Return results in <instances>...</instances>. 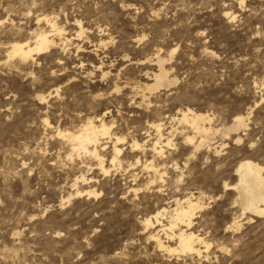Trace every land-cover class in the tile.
I'll return each mask as SVG.
<instances>
[{
  "label": "rangeland",
  "instance_id": "374dc122",
  "mask_svg": "<svg viewBox=\"0 0 264 264\" xmlns=\"http://www.w3.org/2000/svg\"><path fill=\"white\" fill-rule=\"evenodd\" d=\"M240 3L0 0V264H264V216L242 215L234 187L241 162L264 167V1ZM44 16L71 43L56 38L32 60L11 57L12 43L50 30L38 23ZM156 56L171 85L149 93ZM187 109L208 115L216 130L237 116L247 127L195 149L199 136L179 124ZM87 119L111 130L100 138L106 174L57 136ZM158 123L172 145L161 157L151 150ZM150 162L162 181L145 168ZM191 195L203 208L190 231L208 250H158L142 221L165 208L167 225L174 201Z\"/></svg>",
  "mask_w": 264,
  "mask_h": 264
},
{
  "label": "bare ground",
  "instance_id": "6f19581e",
  "mask_svg": "<svg viewBox=\"0 0 264 264\" xmlns=\"http://www.w3.org/2000/svg\"><path fill=\"white\" fill-rule=\"evenodd\" d=\"M240 2L241 5L243 4L244 0H240ZM41 21H44L49 26L50 30L48 32L37 33L32 43L28 41L12 43L9 48V55L11 57H16L20 61L26 62L28 60H32L34 55H41L49 49L55 47L56 42L54 39L56 38L65 47L71 43V40L65 37L64 30L59 28L53 19H49L47 16H44L38 19V23ZM77 27H79V32L76 35L79 38L84 35V30L78 24ZM154 61L157 63L159 71L157 74L153 75V86H145L149 93L155 92L161 87L168 89L171 85V82L167 78V72L163 67L164 61H162L159 56H156ZM116 91L118 90L116 89ZM145 96L143 95V98H145ZM39 99L40 101H43L44 97H40ZM211 120L212 119H210L208 115L196 113L189 109L181 113L179 124L188 125L199 136L200 142L195 149H198L203 145H208L214 135L221 133V138H224L228 137L231 132H238L239 130L246 128V122L248 119L242 116L235 117L233 124L225 130L222 129L223 132L219 129H213L211 127ZM44 123L46 126H48L47 121H44ZM152 127L157 133V138L152 144L151 150L156 156L161 157L164 150L163 145L167 147L172 146L171 141L168 138H165L162 124H153ZM110 131V128L104 123V121L95 122L94 119H87V121L81 125L77 131L61 132L58 130L57 136L68 143L71 146L73 152H82L90 155L96 161L99 170L106 174L108 173V170L104 166L105 164L103 154L100 153V149L103 147L100 144V138L108 136L111 137ZM114 140V147L112 146L114 156L111 158V164L113 165L118 162V155H120L121 151L116 146L117 143L122 141V139L117 136ZM194 140V137H186L185 139V141L189 144H194ZM132 147L138 148L139 146L136 142H134ZM145 168L151 170L156 179L159 181L163 180L165 172L161 173L152 162L147 163ZM235 173L237 174L238 181L237 185L234 186L238 195V200L236 203L240 206L242 215L248 213L255 217H263L264 167L255 162L247 160L239 164ZM79 180L85 182L87 179L82 176L80 179L76 178L73 186H76ZM225 188L227 187L225 186ZM97 195L98 194L95 191H87L85 196L90 197ZM82 196L83 193L77 191L74 198ZM70 198H68V202L71 201ZM174 203L175 208L171 211L167 225H163L160 222V218H163L166 212L165 208H162L161 211H158L154 217L146 218L142 221L145 231L152 230V232H149L148 239L153 241L157 249L160 251L179 254H196L197 256H200L202 254V249L204 248L205 250H208L210 245L207 244L200 235L191 232L190 230L196 211L201 210L203 206L199 199H194L193 195L185 199L182 203H180L178 200H175ZM157 226H159V229L155 230ZM180 226L184 229H180ZM235 228H240L238 222L235 223ZM160 233L165 235V239L167 240L175 239L178 245L177 248L173 249L163 242L160 237Z\"/></svg>",
  "mask_w": 264,
  "mask_h": 264
}]
</instances>
